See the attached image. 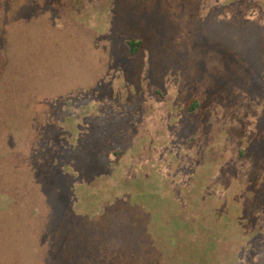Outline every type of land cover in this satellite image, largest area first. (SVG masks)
I'll return each instance as SVG.
<instances>
[{
    "label": "rangeland",
    "instance_id": "obj_1",
    "mask_svg": "<svg viewBox=\"0 0 264 264\" xmlns=\"http://www.w3.org/2000/svg\"><path fill=\"white\" fill-rule=\"evenodd\" d=\"M0 264H264V0H0Z\"/></svg>",
    "mask_w": 264,
    "mask_h": 264
},
{
    "label": "trees",
    "instance_id": "obj_2",
    "mask_svg": "<svg viewBox=\"0 0 264 264\" xmlns=\"http://www.w3.org/2000/svg\"><path fill=\"white\" fill-rule=\"evenodd\" d=\"M128 45L130 46L132 53H136L138 50V47H140V45H141V41L131 40L128 42Z\"/></svg>",
    "mask_w": 264,
    "mask_h": 264
}]
</instances>
